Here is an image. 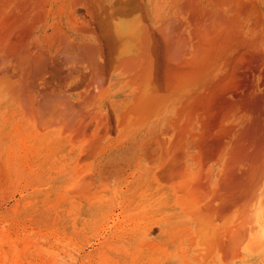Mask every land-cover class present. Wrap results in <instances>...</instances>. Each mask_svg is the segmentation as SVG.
<instances>
[{"label": "bare ground", "instance_id": "bare-ground-1", "mask_svg": "<svg viewBox=\"0 0 264 264\" xmlns=\"http://www.w3.org/2000/svg\"><path fill=\"white\" fill-rule=\"evenodd\" d=\"M0 113L21 137L22 117L32 120L39 134L19 142L41 162L73 153L40 133L52 125L73 143L91 136L88 123L136 128L116 146L81 142L92 161L79 169L86 224L98 221L107 175L131 168L123 161L134 151L152 155L171 128L175 152L163 154L199 161L166 158L148 183L130 182L109 227L118 231L129 207H159L144 229L126 231L131 241L155 228L192 230L200 246L218 248L221 264H264V0H0ZM111 234L100 251L120 238Z\"/></svg>", "mask_w": 264, "mask_h": 264}, {"label": "rangeland", "instance_id": "rangeland-1", "mask_svg": "<svg viewBox=\"0 0 264 264\" xmlns=\"http://www.w3.org/2000/svg\"><path fill=\"white\" fill-rule=\"evenodd\" d=\"M115 19L117 21V18ZM21 117L15 118V121ZM22 118L26 122L24 123L25 126H22L20 129L23 136L24 133L35 131L39 134L40 130L37 131L34 128L30 118ZM4 120L5 117L0 113V264H205L211 258L217 259L218 264L222 263V260L218 256H215L218 255V248L213 247L211 249L212 247H208V249L207 247L200 246L199 242L194 239L196 235L192 230H188V232H176L175 229L178 228H175L164 234L162 230L155 228L146 239L138 237L136 240L131 241L126 231L131 228H137V232L144 229L151 219L162 215L159 207L144 206L141 207L142 209L140 207L139 209H131L129 207L125 213V218L121 215V223L119 224L121 229L119 228L117 231L115 226L109 227L114 224V220H117V217H113V214L121 212V209L116 208L117 192H126L130 182L138 181L139 179L148 183L149 180H152L155 168L161 162H164L163 159L169 158V155L165 156L163 151L166 150V155L172 150L173 153L175 152V149L172 148L168 141L172 136L170 133L171 128L165 126L159 132V142L161 139L163 140L162 143L165 142V144L163 143V148L162 143L158 145L159 148L156 145V150L149 157H144L143 155L137 156L134 151L123 161L135 162L131 167L132 169L127 168L124 170L125 172L107 175L108 178H105L107 181L104 183L107 184L103 185L100 189L105 194L102 204L99 206L102 215L98 214L99 218L97 222L86 224L87 222H83L86 220L83 217L85 206L81 195L82 190L79 178H81V174L87 166L84 165V162L92 161L84 159L83 154L79 150L81 144L89 141V138L99 141V137H101L104 144L111 143L113 146H116L127 139L132 132L136 131V128L114 121L110 123L112 124L111 126L105 125L106 127L103 125L89 126L87 122L88 124L83 125L82 128L83 130H87L88 133L91 131V136L88 135L81 141H74L73 143L70 132L63 128L64 125L61 122H58L62 125H52V127L54 126L53 128L50 127L40 133L44 134L47 132L48 135L43 136L48 138V140L54 141L55 144L61 143L69 150L72 147L71 151L73 153L65 154L61 158H52L46 161L50 162L47 164L44 162L45 160L43 163L26 158L24 148L19 142L23 136L21 137L13 131L14 124L12 122L5 123ZM94 128L98 129L97 131L102 129V132L99 134ZM62 130L65 132L64 134H60ZM107 130L108 132H106ZM101 134H103V137L100 136ZM84 139L86 140L84 141ZM168 146H171L170 150L167 149L169 148ZM77 153H81V155ZM180 153L178 152L177 155L179 154L180 156ZM188 155L184 158L186 156L184 154L182 161H180L181 158L178 160L179 156L176 158V155H174L175 159L170 157L169 160H172L171 162L175 160H177L175 162L199 161L197 159L198 156L195 158L194 154ZM79 156L82 158V161L79 159ZM38 162H41V164ZM58 162H63V164L60 163V165ZM138 163L139 165L136 166ZM62 165H65V169ZM59 166L63 167V169ZM79 169L83 171L81 170V172ZM30 180H32V183L27 184ZM171 186L168 183L162 184V187L167 192L172 191ZM123 195L125 196L124 193ZM104 203L109 205L106 206ZM106 219L111 221L108 220V228ZM111 233H116V237H125L124 242L119 241L120 238H118L109 246L111 251L108 249L109 247L100 251V242L104 240V236H111ZM179 233L181 235L175 236ZM30 242L37 246L30 244ZM242 247L243 254L251 252V245L247 246L246 243ZM38 254L40 255L38 256ZM205 254H208V256ZM255 255H257L256 258L260 256L258 254Z\"/></svg>", "mask_w": 264, "mask_h": 264}]
</instances>
